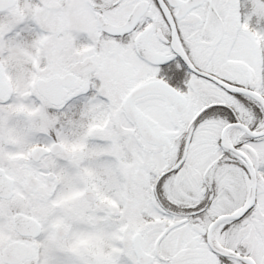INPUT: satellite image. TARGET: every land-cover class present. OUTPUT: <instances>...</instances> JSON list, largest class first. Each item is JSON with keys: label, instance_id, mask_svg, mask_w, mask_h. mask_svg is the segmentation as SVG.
<instances>
[{"label": "snow or ice", "instance_id": "6c2138e0", "mask_svg": "<svg viewBox=\"0 0 264 264\" xmlns=\"http://www.w3.org/2000/svg\"><path fill=\"white\" fill-rule=\"evenodd\" d=\"M0 264H264V0H0Z\"/></svg>", "mask_w": 264, "mask_h": 264}]
</instances>
